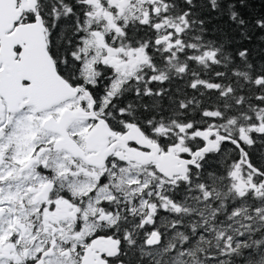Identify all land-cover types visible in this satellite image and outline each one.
Returning a JSON list of instances; mask_svg holds the SVG:
<instances>
[{
  "label": "snow or ice",
  "instance_id": "snow-or-ice-1",
  "mask_svg": "<svg viewBox=\"0 0 264 264\" xmlns=\"http://www.w3.org/2000/svg\"><path fill=\"white\" fill-rule=\"evenodd\" d=\"M0 264H264V0H0Z\"/></svg>",
  "mask_w": 264,
  "mask_h": 264
}]
</instances>
